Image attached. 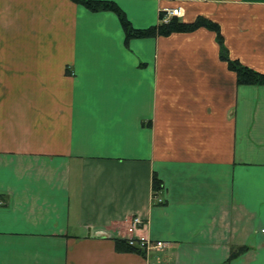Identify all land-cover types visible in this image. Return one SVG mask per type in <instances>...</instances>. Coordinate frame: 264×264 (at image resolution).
Here are the masks:
<instances>
[{"label": "crops", "instance_id": "crops-1", "mask_svg": "<svg viewBox=\"0 0 264 264\" xmlns=\"http://www.w3.org/2000/svg\"><path fill=\"white\" fill-rule=\"evenodd\" d=\"M114 1L139 28L210 18L264 73V0ZM220 52L206 26L127 41L111 10L0 0V264H264V84ZM135 215L169 246L119 250Z\"/></svg>", "mask_w": 264, "mask_h": 264}, {"label": "trees", "instance_id": "trees-1", "mask_svg": "<svg viewBox=\"0 0 264 264\" xmlns=\"http://www.w3.org/2000/svg\"><path fill=\"white\" fill-rule=\"evenodd\" d=\"M82 3L87 8L98 11V10H111L114 11L125 30L126 39L133 37H147L155 35H169L173 32H185L192 31L201 26L209 27L216 31L217 39L221 45L220 56L222 59L227 60L229 67L236 72L237 81L240 84H264V73L259 72L251 67L242 64L237 59H231L228 54V50L223 42V35L220 30L219 24L207 17L199 16L192 22H186L180 19V17L173 16L167 22L161 20L163 13L160 14V22L156 25H152L146 28L135 27L131 20L128 18L126 12L120 7V5L114 0H74ZM163 187L162 180L155 175L153 179V189L158 192ZM116 246L119 250L126 251H140L135 246L129 245L124 238H115ZM240 249V248H239ZM239 249H234L231 256H235Z\"/></svg>", "mask_w": 264, "mask_h": 264}, {"label": "built area", "instance_id": "built-area-1", "mask_svg": "<svg viewBox=\"0 0 264 264\" xmlns=\"http://www.w3.org/2000/svg\"><path fill=\"white\" fill-rule=\"evenodd\" d=\"M163 15L161 20L167 22L173 16H181L182 15V7H173V8H165L162 11ZM154 200L157 202H162L163 198L158 195L156 191H154ZM146 227L145 221L139 215H135L129 221L127 227V236L126 240L129 245L135 246L140 250H144L145 252H149L152 249H165L169 246L168 241L164 240H154L150 236L144 233V229Z\"/></svg>", "mask_w": 264, "mask_h": 264}, {"label": "rangeland", "instance_id": "rangeland-1", "mask_svg": "<svg viewBox=\"0 0 264 264\" xmlns=\"http://www.w3.org/2000/svg\"><path fill=\"white\" fill-rule=\"evenodd\" d=\"M74 1V0H73ZM76 2V1H75ZM77 3H79V2H77ZM80 4H82V3H80ZM94 11V10H93ZM162 12V11H161Z\"/></svg>", "mask_w": 264, "mask_h": 264}]
</instances>
